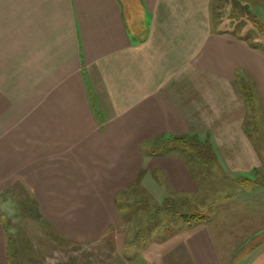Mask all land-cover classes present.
Wrapping results in <instances>:
<instances>
[{
	"label": "crops",
	"instance_id": "1",
	"mask_svg": "<svg viewBox=\"0 0 264 264\" xmlns=\"http://www.w3.org/2000/svg\"><path fill=\"white\" fill-rule=\"evenodd\" d=\"M221 1L0 0V264L5 205L107 264H264V41Z\"/></svg>",
	"mask_w": 264,
	"mask_h": 264
},
{
	"label": "rangeland",
	"instance_id": "2",
	"mask_svg": "<svg viewBox=\"0 0 264 264\" xmlns=\"http://www.w3.org/2000/svg\"><path fill=\"white\" fill-rule=\"evenodd\" d=\"M218 14L228 26L237 27L239 32L251 29L258 38L264 41V34L260 32L263 24L250 11L235 5L228 9L225 0H223L218 8ZM226 14H229V16L226 17ZM181 157L184 159L185 164L192 165L194 163L193 156L185 154L181 155ZM259 180L263 181L262 179ZM172 205L174 206L173 203ZM4 207V212L9 216L12 224L10 226V231L13 235L11 245H13L15 252L14 254L11 253L9 257L11 264H107L105 248L71 245L65 242H62L64 244L62 246V244L54 242L47 236L48 233H52L50 228L45 227L47 230H43L44 235L37 224L30 221L21 209L12 207V205L8 206L9 210H6L7 205ZM174 207L178 209V207ZM179 211L188 210L183 208ZM154 223L151 221L147 229V220H142L137 235L133 233L130 236L128 233V240L137 241L134 244L139 247L140 243L147 241L151 237L149 232L151 229L156 228Z\"/></svg>",
	"mask_w": 264,
	"mask_h": 264
},
{
	"label": "trees",
	"instance_id": "3",
	"mask_svg": "<svg viewBox=\"0 0 264 264\" xmlns=\"http://www.w3.org/2000/svg\"><path fill=\"white\" fill-rule=\"evenodd\" d=\"M235 6L241 8V7L238 6V5H235ZM262 29H263V31H264V26H262ZM262 29H261V30H262ZM175 140H181V141H184V140H186V138H185V137H176ZM194 141L196 142V140H194ZM188 142H189V141H188ZM186 217H190V216L187 215Z\"/></svg>",
	"mask_w": 264,
	"mask_h": 264
}]
</instances>
